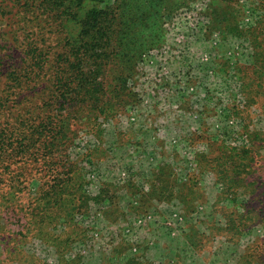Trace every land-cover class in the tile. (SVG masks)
<instances>
[{
    "label": "rangeland",
    "instance_id": "obj_1",
    "mask_svg": "<svg viewBox=\"0 0 264 264\" xmlns=\"http://www.w3.org/2000/svg\"><path fill=\"white\" fill-rule=\"evenodd\" d=\"M212 5L166 0L141 18L128 100L69 110L56 21L0 0V264H264V0ZM225 145L250 150L232 179L213 165ZM59 177L72 195L51 218L40 207Z\"/></svg>",
    "mask_w": 264,
    "mask_h": 264
},
{
    "label": "trees",
    "instance_id": "obj_2",
    "mask_svg": "<svg viewBox=\"0 0 264 264\" xmlns=\"http://www.w3.org/2000/svg\"><path fill=\"white\" fill-rule=\"evenodd\" d=\"M25 1L26 6L33 3L37 6L36 8H43L42 12L47 13L56 21L59 34L62 37L63 50L52 79L59 84L61 91L56 96L57 100L62 105H68L69 110L70 102H73V99L83 101L88 105L91 104L99 109L102 107L99 103L104 98L113 104H121L125 100L124 90H126L125 86L128 79L126 75H123V62L134 50V37L137 32L134 28L142 24L141 18L144 17L149 21L151 19L148 17L150 14L159 13L160 5L166 2V0H144L146 6L141 7L140 0H40L38 4L36 0ZM226 1L229 0H212V4ZM177 4L171 5L172 7L169 8L173 10ZM213 5L212 7H214ZM157 15L159 16V14ZM215 15H212L214 24L221 20L218 14ZM224 19L233 26V22L230 21V13L228 16L224 14ZM227 27L231 28L229 25ZM36 63L38 66L41 65L38 56ZM105 84H112L113 86ZM107 88L108 90L112 88L109 90L112 94L111 97H106ZM65 126H67L66 121H62L59 131H62ZM52 128L48 127V131H51ZM57 141L61 142V139L58 138ZM52 144H55V141ZM4 145L5 142L0 141V158L5 155ZM96 147L97 150L100 148V146ZM247 148L249 147L240 149L239 155H237L236 149L228 150V146L225 145L226 151L223 152L222 156L215 157L213 165L220 164L219 172L229 178L230 175L227 174L226 170H230L233 164V168L236 169L237 158L240 160V158L248 155L250 150ZM95 149H87L88 152L85 155L89 161H92L91 158ZM220 159L221 161H219ZM69 172H73V170L71 169ZM75 172H80V167L76 168ZM230 179L232 178L230 177ZM68 187L69 185L64 183L63 177H59L58 181L53 183L51 188L46 191L48 200L41 203L42 215L48 214L51 218L58 215V205H64L63 202H66L64 200L72 195V189ZM94 199L100 202L103 197H94ZM250 212L253 211L246 206L244 213L241 214L245 215L246 218L244 224L255 221L257 213ZM230 226V230L235 229L237 231V228L238 232L243 230H239L241 225H235V222H233L232 227ZM255 255L257 254L242 256L240 263L260 264L256 261L258 256Z\"/></svg>",
    "mask_w": 264,
    "mask_h": 264
}]
</instances>
